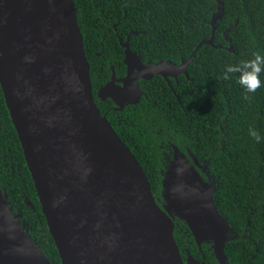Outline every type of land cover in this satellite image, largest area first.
Wrapping results in <instances>:
<instances>
[{
	"label": "water",
	"instance_id": "obj_1",
	"mask_svg": "<svg viewBox=\"0 0 264 264\" xmlns=\"http://www.w3.org/2000/svg\"><path fill=\"white\" fill-rule=\"evenodd\" d=\"M222 11L211 18L210 38L175 68L143 64L121 40L122 87L111 80L98 96L122 109L139 103L138 79L187 76L203 45L219 48L213 40ZM0 89L61 264H203L188 253L182 260L174 219L227 264L231 229L215 207L214 182L174 148L159 207L139 162L100 114L72 0H0ZM0 264H50L1 189Z\"/></svg>",
	"mask_w": 264,
	"mask_h": 264
},
{
	"label": "trees",
	"instance_id": "obj_2",
	"mask_svg": "<svg viewBox=\"0 0 264 264\" xmlns=\"http://www.w3.org/2000/svg\"><path fill=\"white\" fill-rule=\"evenodd\" d=\"M72 1L92 94L112 70L123 73L119 38L128 40L143 63L178 65L210 38L211 18L223 9L214 30L213 45L219 48L203 45L196 52L186 69L188 78L171 82L174 94L156 76L143 84L145 98L138 105L114 121L106 118L142 167L157 204L162 202L163 154L186 147L204 162L214 182L215 207L231 229L223 249L227 264H264V73L261 87L248 100L237 82L239 74L223 78L225 65L264 53V0ZM97 108L104 115L105 109ZM249 128L260 134V142L248 134ZM0 189L31 240L51 264H61L1 89ZM173 223L183 261L188 253L199 263L218 264L209 244L198 248L185 224Z\"/></svg>",
	"mask_w": 264,
	"mask_h": 264
},
{
	"label": "flooded vegetation",
	"instance_id": "obj_3",
	"mask_svg": "<svg viewBox=\"0 0 264 264\" xmlns=\"http://www.w3.org/2000/svg\"><path fill=\"white\" fill-rule=\"evenodd\" d=\"M121 39L119 38V43H120ZM120 46H121V43H120ZM122 48V47H121ZM123 49V48H122ZM123 59H124V49H123ZM140 59V58H139ZM141 60V59H140ZM123 62V60H122ZM142 62V61H141ZM143 63V62H142ZM159 63V62H158ZM167 63H171V62H167ZM145 64V63H143ZM157 64V63H156ZM172 65L174 66L173 68L177 67L178 65H175L172 63ZM124 66V69H123V73L121 72H118L117 74L112 70L111 71V74L108 78L107 81H105L103 84H99L98 82L96 83V85H94V89H95V93L93 94V97H94V102L95 104L97 103L96 106H99V107H102L104 110V115L105 118L109 116V119H111V121H114L118 115H121V113L123 112V110H125L126 108H129V107H132L134 105H126L124 106L122 109H119L112 101L111 99L109 98H105V97H99L98 96V93L99 91L107 84L109 83L111 80H113V82L115 83L116 87H122V84L120 82V80H122L123 78H125L126 76V73H127V68L126 66L123 64ZM187 72V71H186ZM160 77L167 85V87L170 89V91L174 94V90H173V87H172V84L171 82H177V79L180 78V76H184L186 79H187V76L183 75V74H180L178 75L176 78L174 77H170V76H167V78H163L162 76L160 75H154L153 77H151L150 79L148 80H143V79H138L137 83H138V87H139V90L140 92L142 93V98H145V91L142 90V86L145 82H148L150 80H152L154 77ZM140 99V101H141ZM139 101V103H140ZM138 103V104H139ZM137 104V105H138ZM100 112V111H99ZM101 114V113H100ZM107 119V118H106ZM109 123V122H108ZM111 126V125H110ZM112 127V126H111ZM174 148L176 147H173L172 151L169 152L168 154H163L162 156V161H161V166H162V169L160 171V173H164L165 171V168L169 167L171 165V163L173 162L172 161V158H173V153H174ZM178 149V148H177ZM178 151L180 153H182L186 159H188L189 163L191 165H193L194 169L197 171V173L200 175V177L205 181V182H208L210 180V175H209V172L208 170L205 168V163L204 162H198V164L194 163L193 160L191 159V156L188 154V150L186 147L182 148V149H178ZM183 172L179 171V174H182ZM160 203V204H159ZM159 207L162 208V203L159 202ZM22 223V222H21ZM186 227V232L188 230L187 226L185 225ZM189 231V230H188ZM190 232V231H189ZM36 245V244H35ZM37 246V245H36ZM39 247V246H37ZM40 248V247H39ZM41 249V248H40ZM41 251L43 252V250L41 249ZM187 252V251H186ZM44 253V252H43ZM186 256H185V259L187 258V253H185ZM45 257H46V254L44 253ZM47 258V257H46ZM48 259V258H47ZM184 259V260H185ZM49 261V260H48ZM50 262V261H49ZM51 264V263H50Z\"/></svg>",
	"mask_w": 264,
	"mask_h": 264
},
{
	"label": "clouds",
	"instance_id": "obj_4",
	"mask_svg": "<svg viewBox=\"0 0 264 264\" xmlns=\"http://www.w3.org/2000/svg\"><path fill=\"white\" fill-rule=\"evenodd\" d=\"M264 73V53H254L253 58L248 60H241L237 63L225 65L223 71V78L230 79L235 74L237 82L243 90V98L248 100L249 94L254 93L257 88L261 87V74ZM257 142H260L262 137L254 129L249 128V133Z\"/></svg>",
	"mask_w": 264,
	"mask_h": 264
}]
</instances>
